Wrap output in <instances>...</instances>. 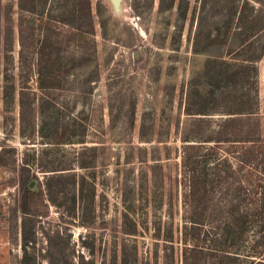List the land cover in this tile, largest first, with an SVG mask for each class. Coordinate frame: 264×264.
<instances>
[{
	"label": "rangeland",
	"instance_id": "obj_1",
	"mask_svg": "<svg viewBox=\"0 0 264 264\" xmlns=\"http://www.w3.org/2000/svg\"><path fill=\"white\" fill-rule=\"evenodd\" d=\"M88 1L0 0V264H252L264 226L232 238L211 218L221 200H195L199 223L183 227L180 100L209 74L235 85L263 187L264 0ZM25 171L34 193L20 203Z\"/></svg>",
	"mask_w": 264,
	"mask_h": 264
},
{
	"label": "trees",
	"instance_id": "obj_2",
	"mask_svg": "<svg viewBox=\"0 0 264 264\" xmlns=\"http://www.w3.org/2000/svg\"><path fill=\"white\" fill-rule=\"evenodd\" d=\"M16 1L19 10L27 8V2L32 6L35 4V0ZM38 1L44 2V0ZM88 2L85 0L87 6ZM89 21H91L90 15ZM17 41L21 48L24 41L20 25L17 26ZM229 68L226 66L219 72L228 77L236 73L238 67L235 66L232 73ZM211 83L210 74L205 89H199L195 83H191L185 90L182 101L180 100L182 112L191 117L184 123L179 135L180 140L183 141L181 171L185 183L184 197L186 209L190 212L183 227L186 230L187 227L199 223L197 217L192 216V210L198 207L195 200L213 203L212 200L215 198L223 202L225 208L222 210L225 214L211 218L217 220L219 226H224L226 231L232 234V238H245L244 230L247 224L255 227L264 226V186L260 184L259 176L253 177L251 170L246 168L247 163L252 162V159L258 160L259 153V149L252 146L255 132L247 125L252 118L250 113L253 110L250 103L230 93L235 89V85L231 82L228 84V79L218 87H213ZM216 96L220 97L218 101L224 104L223 107L208 109L207 104L215 102ZM215 111L222 114H218L215 124L208 127L211 115L215 114ZM218 144L230 149L231 155L225 151L218 153ZM31 177L32 175L27 171L21 177L20 203L34 193L33 188L27 185V180ZM49 177L52 178V175ZM198 210L204 219L209 217L208 211H203L202 208ZM184 235L192 241L190 247L187 250L185 248L184 251L190 254L196 248L198 238L197 235H186V233ZM249 240L251 242L247 251L248 261L252 264H263L264 231ZM225 248L226 246L221 250L225 252ZM194 261L195 259L185 256L184 264H194Z\"/></svg>",
	"mask_w": 264,
	"mask_h": 264
},
{
	"label": "water",
	"instance_id": "obj_3",
	"mask_svg": "<svg viewBox=\"0 0 264 264\" xmlns=\"http://www.w3.org/2000/svg\"><path fill=\"white\" fill-rule=\"evenodd\" d=\"M33 182H34V180H33V179H30V180H29V182H28V184H27V185H28V187H31V186H32V184H33Z\"/></svg>",
	"mask_w": 264,
	"mask_h": 264
}]
</instances>
